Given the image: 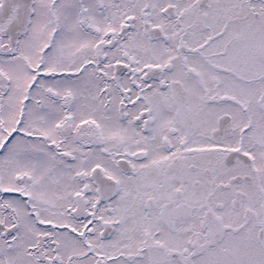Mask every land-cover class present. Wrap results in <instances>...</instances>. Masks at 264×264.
<instances>
[{"label":"snow or ice","instance_id":"1","mask_svg":"<svg viewBox=\"0 0 264 264\" xmlns=\"http://www.w3.org/2000/svg\"><path fill=\"white\" fill-rule=\"evenodd\" d=\"M0 264H264V0H0Z\"/></svg>","mask_w":264,"mask_h":264}]
</instances>
